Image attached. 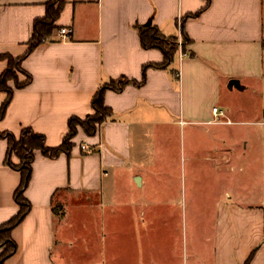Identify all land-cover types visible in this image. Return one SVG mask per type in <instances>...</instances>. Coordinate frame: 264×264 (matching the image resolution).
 <instances>
[{"label":"crops","instance_id":"crops-1","mask_svg":"<svg viewBox=\"0 0 264 264\" xmlns=\"http://www.w3.org/2000/svg\"><path fill=\"white\" fill-rule=\"evenodd\" d=\"M61 1L56 28L22 62L32 81L22 89L8 83L13 95L0 132L18 137L30 128L45 136L47 146L60 145L68 120L92 112V97L102 84L120 77L140 81L144 65L163 61L159 50L142 48L136 25L153 24L164 36L180 37L183 22L189 42L168 67L148 68L141 86L107 90L104 102L112 118L94 136L78 128L70 156L51 159L35 151L24 191L31 210L12 229L17 249L2 264H65L64 252L58 255L69 239L68 214L58 220L55 205L67 208L69 195H76L101 207L112 200L133 209L139 199L131 195L125 201L118 192L143 188V171L154 160L151 145L164 143L169 129L185 126L204 133L195 140L201 149L194 157L211 169L213 182L201 189L210 193L209 204L199 206H209L211 216L201 220L207 224L203 241L185 246L179 260L168 254L169 264H245L248 259V264H264V1L210 0L191 17L205 0ZM47 2L0 0V55L26 52L33 23L45 16ZM62 27L72 29L66 39L59 36ZM6 67L0 58V74ZM230 80L240 87L229 86ZM240 95L247 99L234 102ZM4 100L0 92V105ZM213 108L223 113L219 122ZM7 146L0 138V225L18 212L14 192L20 173L5 164ZM135 233L138 237V224L130 230L131 249Z\"/></svg>","mask_w":264,"mask_h":264},{"label":"rangeland","instance_id":"rangeland-1","mask_svg":"<svg viewBox=\"0 0 264 264\" xmlns=\"http://www.w3.org/2000/svg\"><path fill=\"white\" fill-rule=\"evenodd\" d=\"M179 42L180 39V46ZM246 99L240 95L233 101ZM255 100L258 98L253 95L251 103ZM203 134H198L195 127L185 126L182 131L172 128L163 137L164 143L156 140L151 145L154 160L149 170L143 171L147 174L145 186L133 188L134 191L127 186L118 192L125 201L131 195L139 199L133 209L125 205L118 207L112 200L101 207L96 200L88 203L76 195H69L67 208L56 204L58 220H62L66 212L68 214L64 223L67 222L69 239L58 248V256L64 252V263L149 264L155 260L159 264H169L168 254L179 260L185 246L189 249L196 241L202 242L207 224L201 220L211 216V208L199 207L200 203L209 204L210 200V193L201 189L213 182L209 166L194 157L201 149L195 140ZM205 195L208 198H203ZM147 198H151L150 201ZM136 224L139 236L135 233L131 249L130 230L135 229ZM60 225L63 224L60 222Z\"/></svg>","mask_w":264,"mask_h":264},{"label":"trees","instance_id":"trees-1","mask_svg":"<svg viewBox=\"0 0 264 264\" xmlns=\"http://www.w3.org/2000/svg\"><path fill=\"white\" fill-rule=\"evenodd\" d=\"M205 2L204 7L198 12L188 15V17L197 16L203 11L209 5L210 0H205ZM62 6L63 2L61 0H48L45 16L36 19L33 23L32 35L24 54L18 57L0 55V58L7 61L6 69L0 74V92L5 94V100L0 105V120L5 116L6 109L13 95V88L8 83L13 82L15 88L22 89L32 81V76L22 68V62L43 40L51 35L56 28L55 21L60 15ZM136 29L142 48L159 50L163 55V61L144 65L140 81L120 77L102 84L92 97V112L85 118L71 117L68 120V132L60 145L55 147L47 146L45 136L34 132L30 128H23L18 137L9 132H0V138L6 139L8 143L5 164L20 173V182L14 192V201L18 205V212L9 221L0 225V247H3L0 253V264L15 253L17 245L11 238V231L24 220L31 210V204L25 198L24 191L30 181L31 164L34 160L35 151L39 150L44 156L51 159L57 158L63 153L70 156L74 146L72 139L77 134L78 128L86 135L94 136L100 125L112 118L113 111L104 102V95L107 90L120 92L127 85L141 86L146 80V70L148 68H166L172 64L179 50L181 53L186 52V45L189 39L184 31L183 22L180 24V46L178 45L179 37L164 36L160 33L157 26L153 24L136 25ZM12 157H16L17 163L12 160ZM248 263L249 259L245 264Z\"/></svg>","mask_w":264,"mask_h":264},{"label":"built area","instance_id":"built-area-1","mask_svg":"<svg viewBox=\"0 0 264 264\" xmlns=\"http://www.w3.org/2000/svg\"><path fill=\"white\" fill-rule=\"evenodd\" d=\"M58 32H59V36L61 39H66V38H68V36L72 32V29L70 27H62L58 30ZM179 39H180V37H179ZM179 44L181 45V40H180ZM182 55H183V53H181V56ZM212 112H213V115L215 116V121L219 122L220 118L223 116L222 111H220L218 108H213ZM82 149L87 150V147L83 145Z\"/></svg>","mask_w":264,"mask_h":264},{"label":"water","instance_id":"water-1","mask_svg":"<svg viewBox=\"0 0 264 264\" xmlns=\"http://www.w3.org/2000/svg\"><path fill=\"white\" fill-rule=\"evenodd\" d=\"M229 86H235V87H240L239 83L237 80H230L229 81Z\"/></svg>","mask_w":264,"mask_h":264}]
</instances>
